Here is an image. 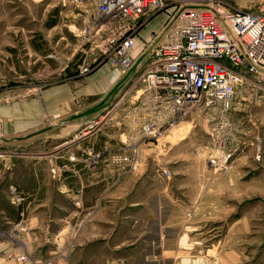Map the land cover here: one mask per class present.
Wrapping results in <instances>:
<instances>
[{
    "label": "rangeland",
    "instance_id": "rangeland-1",
    "mask_svg": "<svg viewBox=\"0 0 264 264\" xmlns=\"http://www.w3.org/2000/svg\"><path fill=\"white\" fill-rule=\"evenodd\" d=\"M223 1L229 7L264 14V0ZM91 12L83 5L60 0H0V107L30 97L48 84L82 77L77 75L81 62L95 58L94 65L98 66L96 40H87L93 31L88 20ZM158 14L163 21L165 11ZM48 23L53 25L47 27ZM229 117L232 129L225 143L211 138L208 131L213 123L199 111L168 132L165 140H144L147 144L137 160L171 183H176L183 171L188 177L187 188L197 178L198 197L213 198L212 205L199 206L197 213L215 216L211 221L202 218L194 222V230L198 229L200 237H208L207 244L230 236L249 263L264 264V90L250 81L238 85ZM51 118L43 117V125ZM46 137L41 133L34 136L30 131L10 134L8 130L0 134V210L10 209L12 213L16 208L19 213L17 221H10L0 212V264H54V260L69 259L63 246L66 231L59 230L69 218L68 209L60 206L56 211L51 206L61 204V198L53 197L55 191L44 199H37L36 194L34 162L40 161L48 170L47 158L44 163L36 159L37 154L54 150L55 143ZM217 149L228 156L222 166L214 168L208 160L216 156ZM51 168L48 171L53 180ZM161 169L169 171V175L163 176ZM145 171L136 181L145 177ZM44 176L37 175L39 183ZM171 191L172 198L175 192L183 196L191 193V189ZM173 207L165 206L169 208L167 213ZM174 208L184 210L187 217L195 207ZM121 212L119 208L116 214ZM58 243L63 248L54 254L52 247Z\"/></svg>",
    "mask_w": 264,
    "mask_h": 264
},
{
    "label": "crops",
    "instance_id": "crops-1",
    "mask_svg": "<svg viewBox=\"0 0 264 264\" xmlns=\"http://www.w3.org/2000/svg\"><path fill=\"white\" fill-rule=\"evenodd\" d=\"M161 23L162 17L157 14L144 23L137 39L144 38ZM138 44L136 40L131 55L139 49ZM135 69L119 76L108 63H101L80 78L68 77L48 84L40 91H33L30 97L0 107V134L8 130L10 134L30 131L34 136L41 133L48 142L55 143L54 150L36 157L43 162L47 158L46 169L53 167L50 170L53 180L40 161L32 167L37 199L55 191L53 197L61 198V204L51 206L56 211L60 206L68 209L66 224L60 227L54 222L59 230L66 231L63 246L69 259L63 257L62 261L54 260V264H251L230 236L207 244L208 237L202 238L198 229L194 230V222L202 218L211 221L215 216L197 213L199 206L213 204V198L198 197L197 178L187 188L188 177L183 171L178 174L177 182L171 183L160 179L154 170L142 167L137 159L136 167L130 170L127 163L111 162L113 155H127L134 145L141 156L147 144L128 126L120 128L112 122L95 133L80 131L83 124L99 115L126 87ZM46 116L52 118L43 125L42 118ZM87 147L101 153L97 162L88 163L89 156L83 151ZM126 167L128 170L124 171ZM144 170L145 177L136 181ZM40 174L46 176L41 183L37 177ZM138 184L141 186L136 189ZM172 188L191 189V193L183 196L175 192L172 198L169 196L173 194ZM40 190L44 191L43 195ZM171 205L195 208L186 217L181 208L173 207L167 213L169 208L165 206ZM119 208L122 212L118 215ZM0 212L10 221L18 219L16 208L12 212L14 217L10 209ZM49 237L57 238L51 234ZM63 246L53 245L54 254Z\"/></svg>",
    "mask_w": 264,
    "mask_h": 264
},
{
    "label": "built area",
    "instance_id": "built-area-1",
    "mask_svg": "<svg viewBox=\"0 0 264 264\" xmlns=\"http://www.w3.org/2000/svg\"><path fill=\"white\" fill-rule=\"evenodd\" d=\"M91 9V43L98 65L108 63L119 76L135 69L126 87L81 132L113 124L164 139L199 111L210 117L208 134L225 143L232 129L229 112L236 87L250 81L264 90V14L229 7L223 0H60ZM165 11L161 25L137 39L144 23ZM92 17V18H90ZM136 40L139 49L130 54ZM95 58L81 62L77 75L90 73ZM113 122V123H112ZM165 140V139H164ZM89 164L101 153L83 149ZM138 148L113 155L111 162L136 167ZM228 156L217 149L209 164L218 168ZM87 160V159H86ZM163 176L169 171L161 169ZM22 258V257H21Z\"/></svg>",
    "mask_w": 264,
    "mask_h": 264
},
{
    "label": "trees",
    "instance_id": "trees-1",
    "mask_svg": "<svg viewBox=\"0 0 264 264\" xmlns=\"http://www.w3.org/2000/svg\"><path fill=\"white\" fill-rule=\"evenodd\" d=\"M52 25H53V23L46 24L47 27L52 26Z\"/></svg>",
    "mask_w": 264,
    "mask_h": 264
},
{
    "label": "bare ground",
    "instance_id": "bare-ground-1",
    "mask_svg": "<svg viewBox=\"0 0 264 264\" xmlns=\"http://www.w3.org/2000/svg\"><path fill=\"white\" fill-rule=\"evenodd\" d=\"M176 143V142H175Z\"/></svg>",
    "mask_w": 264,
    "mask_h": 264
}]
</instances>
